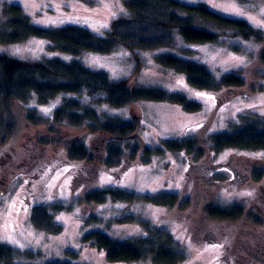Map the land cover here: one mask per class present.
Returning a JSON list of instances; mask_svg holds the SVG:
<instances>
[{
	"label": "rangeland",
	"instance_id": "obj_1",
	"mask_svg": "<svg viewBox=\"0 0 264 264\" xmlns=\"http://www.w3.org/2000/svg\"><path fill=\"white\" fill-rule=\"evenodd\" d=\"M184 1L206 3L218 13L245 19L264 31V0ZM8 2L22 6L33 24L43 27L78 24L101 35L110 30L115 19L127 14L125 0H0V10ZM7 18L2 16L0 26ZM50 44L46 38L31 36L16 43L0 42V53L22 60L49 56L78 58L91 69L108 72L115 80L127 79L132 84L183 92L200 101L202 108L189 111L177 103L153 100L112 107L105 103L96 105L94 97L80 95L86 103L107 114L137 119L140 126L135 136L140 150L131 160L132 150L125 147V161L121 165L109 169L101 164L92 181L76 187L72 171L78 173L84 167L87 174L90 164L68 160V141L73 133L79 138L85 136L89 146L94 144L95 155L103 152V143L84 129L64 130L58 136L47 123H35L28 117V108L33 107L47 119L52 118L64 94L43 104L36 95L27 104L17 99L9 102L0 99V243L13 248L16 262L165 264L151 258L110 261L105 249L84 240L87 233L95 230L125 240L149 234V227H164L186 253L179 264H232L228 258L221 260L225 245L230 246L227 252L230 255L240 250L237 257L242 261L235 264H248L249 259L264 264L255 255L248 257L246 248L241 247L251 244L264 249V178L239 183L226 168L232 164L251 175L254 168L264 167V149L226 148L217 152L210 139L213 133L233 130L244 114L264 117V62L260 57L264 43L233 37L221 43L197 44L185 41L177 33L172 46L131 49L118 44L110 53L86 51L78 56L52 51ZM161 53L204 63L218 78L240 72L246 84L218 91L193 87L185 74L157 61ZM190 137L197 138L204 151L202 157L171 151L164 145L168 139ZM43 139L48 141L42 142ZM147 147L159 149L149 163L142 160ZM105 187L134 191L138 199L132 202L109 199L92 204L85 201L86 192ZM160 193L176 194V203L169 206L151 200ZM37 204L65 206L55 214L61 232L51 233L33 224L31 212ZM214 204L222 208L236 205L242 214L233 219L214 216L210 213ZM209 233L217 236L215 241L207 237Z\"/></svg>",
	"mask_w": 264,
	"mask_h": 264
},
{
	"label": "trees",
	"instance_id": "obj_2",
	"mask_svg": "<svg viewBox=\"0 0 264 264\" xmlns=\"http://www.w3.org/2000/svg\"><path fill=\"white\" fill-rule=\"evenodd\" d=\"M127 14L112 22L110 30L101 35L90 28L68 24L60 27H43L33 24L22 6L8 2L0 10V19L8 18L0 26V42L16 43L38 36L48 39L52 51L81 55L86 51L101 53L113 52L118 44L131 49H154L172 46L179 33L189 43H221L229 38L242 37L264 43V31L245 19L223 15L210 8L206 3H189L184 0H125ZM264 62V48L260 52ZM163 66L170 67L186 75L188 83L199 89L218 91L225 87L237 88L246 84L240 72H229L216 77L210 68L197 60L174 53H161L156 57ZM60 94L62 104L54 111L53 117L39 114L36 108L29 107L28 117L35 123L45 122L50 129L62 136L68 129H84L97 135L103 143V152L93 153L94 141L87 144L85 136L76 133L67 143L69 161H82L90 164L88 173L84 167L73 173L74 185L92 181L99 166L116 168L125 161L126 148L132 150L134 160L140 150L136 139L139 121L107 114L97 107L86 103L80 95H89L95 104H109L123 107L140 100L169 101L182 105L189 111L202 108L200 101L189 98L183 92H172L162 87H149L132 84L127 79L115 80L104 70H94L82 60H66L61 56H49L40 60H22L7 53H0V99L5 102L17 99L28 103L35 95L38 101L48 103ZM78 95V96H73ZM60 130V131H59ZM212 146L220 152L226 148L264 149V117L242 115L241 122L231 131L210 135ZM43 139L42 142H47ZM125 142V146L122 143ZM171 151H186L204 155L197 138H172L164 143ZM155 150L145 149L142 160L149 163ZM191 167L201 166L190 164ZM255 178H260L259 174ZM153 198V199H152ZM111 200L132 202L138 199L134 191L115 187L97 188L86 192L88 204L105 203ZM151 200L172 206L177 201L176 194L160 193ZM65 208L62 204H37L31 212V221L42 230L59 233L62 226L56 222L55 214ZM210 213L214 216L233 219L242 214L236 205L222 208L212 205ZM85 242L105 249L110 261H136L151 258L154 262L179 264L186 258L181 244L166 228L149 227V234L133 239H116L106 232L95 230L84 236ZM0 264H21L16 262L11 246L0 243ZM46 264H82L71 261H49Z\"/></svg>",
	"mask_w": 264,
	"mask_h": 264
},
{
	"label": "flooded vegetation",
	"instance_id": "obj_3",
	"mask_svg": "<svg viewBox=\"0 0 264 264\" xmlns=\"http://www.w3.org/2000/svg\"><path fill=\"white\" fill-rule=\"evenodd\" d=\"M226 168L233 173V175H234L233 179L235 181H238L239 183H247L249 181L251 182V180L260 181L262 178H264V167H262V168H260V167L254 168V170H253L251 175L243 173V171L240 168H238V167H236V166H234L232 164H229ZM256 174L257 175L259 174L260 178H258V179L255 178ZM207 237H211L212 240H214V241L217 238V236L214 233L207 234ZM241 247L246 248V250L249 253L248 257L251 256V255H255L254 257L258 258L261 261H264V249H262L261 247H257V246L254 247L251 244H248V245L242 244ZM235 248L236 247H234V250H236L238 247L236 249ZM224 249L226 251H225L224 255L221 256V260H222V258H226V259L228 258L232 264H235L233 262H241L242 261V260H240L237 257V255H238L240 250L237 249L236 252H235L236 254L230 255V253H227L229 251V249H230V246L229 245H225ZM247 263L248 264H259V262L256 261L255 259H249L247 261Z\"/></svg>",
	"mask_w": 264,
	"mask_h": 264
}]
</instances>
